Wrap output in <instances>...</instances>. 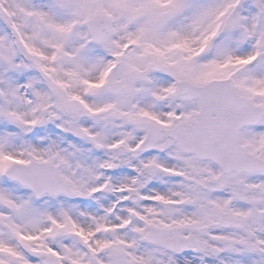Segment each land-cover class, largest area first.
I'll list each match as a JSON object with an SVG mask.
<instances>
[{"label":"snow or ice","instance_id":"1","mask_svg":"<svg viewBox=\"0 0 264 264\" xmlns=\"http://www.w3.org/2000/svg\"><path fill=\"white\" fill-rule=\"evenodd\" d=\"M0 264H264V0H0Z\"/></svg>","mask_w":264,"mask_h":264}]
</instances>
